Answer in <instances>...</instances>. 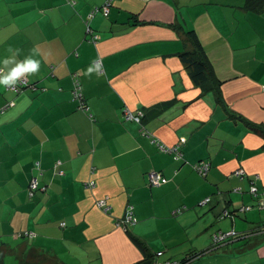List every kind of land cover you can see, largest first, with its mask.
<instances>
[{
	"label": "crops",
	"instance_id": "crops-1",
	"mask_svg": "<svg viewBox=\"0 0 264 264\" xmlns=\"http://www.w3.org/2000/svg\"><path fill=\"white\" fill-rule=\"evenodd\" d=\"M105 1L0 0V61L34 48L40 61L17 90L0 87V252L15 264H264V138L246 124L264 126V0H112L104 16ZM189 30L219 100L178 56Z\"/></svg>",
	"mask_w": 264,
	"mask_h": 264
},
{
	"label": "trees",
	"instance_id": "trees-1",
	"mask_svg": "<svg viewBox=\"0 0 264 264\" xmlns=\"http://www.w3.org/2000/svg\"><path fill=\"white\" fill-rule=\"evenodd\" d=\"M253 6V5H251ZM96 10V9H95ZM93 10V12L95 11ZM185 35L187 37V41L190 43V47L184 49L183 51L178 53V56L180 57V60L182 61V63L184 64L185 68L188 70V74L190 75L192 81L194 82V84L202 87L205 90H212L215 97L219 100L221 99V94H220V84L221 81H219L215 76L214 73L212 71V68L210 66V63L206 57L205 54V50L204 48L201 46L195 32L193 30H189L185 32ZM94 40V38H93ZM140 112V111H139ZM143 119V114L142 112H140L139 115V120L137 122H141ZM247 126L253 130L254 132H256L257 134L261 135L264 138V126H258L255 125L251 122H246ZM263 148H264V144H263ZM202 161V160H201ZM204 161V160H203ZM244 170V169H243ZM209 171V169H208ZM208 171L206 172V174L208 173ZM244 175L242 176V178L244 176H246V171L244 170ZM199 174V173H198ZM205 175H200L202 177H205ZM233 176H235L232 173ZM237 178H241L239 176H235ZM253 185L250 186V188ZM236 189V188H235ZM234 189V190H235ZM237 191V190H235ZM253 194V193H252ZM210 201V197L209 200L206 203H209ZM204 204V203H203ZM232 214L228 209L225 208V210L222 211V213L219 214L220 218H224V217H228V215ZM135 223V222H134ZM125 225H129V224H125ZM222 233H225L223 231H219ZM218 232L214 233L212 235V245L211 247L220 244L221 242H223L229 235H225V237H223V239L217 241V239H215V235ZM135 241L137 242V240L135 239ZM139 243V241H138ZM2 253L0 252V264H3V259H2ZM151 256V255H150ZM193 256H186L183 259L179 260V261H174V264H186L188 263L190 260H192ZM152 259L150 261V264L152 263ZM18 264H48V263H43L40 262L38 260H33L30 257H26L25 259H21L19 260Z\"/></svg>",
	"mask_w": 264,
	"mask_h": 264
},
{
	"label": "built area",
	"instance_id": "built-area-1",
	"mask_svg": "<svg viewBox=\"0 0 264 264\" xmlns=\"http://www.w3.org/2000/svg\"><path fill=\"white\" fill-rule=\"evenodd\" d=\"M111 1L112 0H106L104 5L100 9L104 16L108 13V8H109V5L111 4ZM100 64L101 63L99 60H96L93 63L94 67H96L99 70H100V66L98 67V65H100ZM19 85H21V84H19ZM15 90H17V88ZM73 94H74L75 98L81 99V93L79 91L78 83H76V85H75ZM81 104H82V102H81ZM81 107H83V104L81 105ZM139 115H140V112H137V113L128 112L125 116V119H131V120L138 121ZM209 167H210L209 163L207 161H203V160L193 164V169L197 173H199L200 175H205L206 172L208 171ZM244 173H245L244 170L239 168L236 171H234L233 174L235 176L242 177L244 175ZM147 177H148L149 183L152 185H159L164 181L162 175L159 172H155V171L149 172L147 174ZM91 185H93V184L91 183ZM29 188H30L29 193L32 195L33 192L38 188V182H37L36 178H33L31 180ZM235 190H237V188ZM255 190H256V188L254 186H252L250 188L251 193H255ZM208 200H209V198H206L202 201V203H206ZM98 204L101 205L102 202H100ZM134 222H136V219L133 216L131 209H129L124 215L123 223L124 224H133ZM225 235H227V233L218 232L215 235V239H217V241H219V240L223 239V237H225ZM157 254H161V253L158 252ZM151 264H174V263L170 262V261H163V262L154 261Z\"/></svg>",
	"mask_w": 264,
	"mask_h": 264
},
{
	"label": "clouds",
	"instance_id": "clouds-1",
	"mask_svg": "<svg viewBox=\"0 0 264 264\" xmlns=\"http://www.w3.org/2000/svg\"><path fill=\"white\" fill-rule=\"evenodd\" d=\"M18 54L19 49L11 57L0 61V87L15 89L18 82H26L27 76L34 75L39 71L40 61L34 58L39 54V49H32L31 55L19 61L15 59V56ZM92 71V67L87 69V73H91Z\"/></svg>",
	"mask_w": 264,
	"mask_h": 264
},
{
	"label": "rangeland",
	"instance_id": "rangeland-1",
	"mask_svg": "<svg viewBox=\"0 0 264 264\" xmlns=\"http://www.w3.org/2000/svg\"><path fill=\"white\" fill-rule=\"evenodd\" d=\"M2 255V259L4 260V264H15V259L14 256H11L9 254H1Z\"/></svg>",
	"mask_w": 264,
	"mask_h": 264
}]
</instances>
